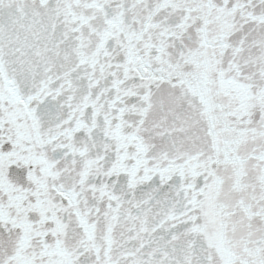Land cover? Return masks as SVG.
Instances as JSON below:
<instances>
[{
  "label": "snow or ice",
  "instance_id": "1",
  "mask_svg": "<svg viewBox=\"0 0 264 264\" xmlns=\"http://www.w3.org/2000/svg\"><path fill=\"white\" fill-rule=\"evenodd\" d=\"M0 264H264V0H0Z\"/></svg>",
  "mask_w": 264,
  "mask_h": 264
}]
</instances>
